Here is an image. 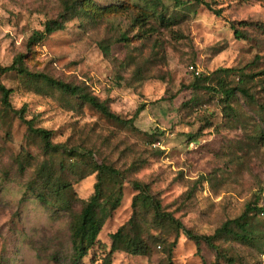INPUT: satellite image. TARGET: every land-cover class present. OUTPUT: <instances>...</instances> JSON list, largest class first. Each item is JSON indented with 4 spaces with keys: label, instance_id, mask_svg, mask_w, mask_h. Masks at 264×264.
Listing matches in <instances>:
<instances>
[{
    "label": "rangeland",
    "instance_id": "obj_1",
    "mask_svg": "<svg viewBox=\"0 0 264 264\" xmlns=\"http://www.w3.org/2000/svg\"><path fill=\"white\" fill-rule=\"evenodd\" d=\"M64 1L0 0V63L27 54L33 72L86 84L123 119L145 105L129 127L15 73L0 77L12 90L13 108L26 107V119L52 131L55 144L91 151L125 175L121 204L81 264H264V221L254 213L253 241L218 239L220 255L183 232L170 246L176 230L168 224L147 228L151 214L138 215L151 255L110 254L112 234L134 214L133 181L149 184L163 210L200 235H213L264 199V33L257 25H264V0H206L223 10L221 16L192 0H184L185 7L160 0L157 8L149 0H92L101 17L73 16L29 51L28 39L57 18ZM111 6L125 8L104 10ZM191 66L200 71L199 81ZM221 69L231 71L217 73ZM215 86L246 88L250 98L237 92L229 108L220 93L207 89ZM71 158L46 155L0 99V264H71V225L97 182L90 167L76 168L79 159ZM44 165L72 186L69 208L57 197L43 203L32 193ZM148 234L167 243L154 244Z\"/></svg>",
    "mask_w": 264,
    "mask_h": 264
},
{
    "label": "trees",
    "instance_id": "obj_2",
    "mask_svg": "<svg viewBox=\"0 0 264 264\" xmlns=\"http://www.w3.org/2000/svg\"><path fill=\"white\" fill-rule=\"evenodd\" d=\"M176 7H185L184 0H172ZM197 6H204L208 10L212 11L215 15L221 16L222 9H215L206 0H192ZM249 2L251 0H243ZM150 4L155 8L161 4L160 0H149ZM153 7V8H154ZM125 8V7H124ZM122 7L115 8L114 6L108 7L104 10L113 12L116 9H124ZM158 15V13L153 12ZM103 10L98 8L92 0H65L63 3V10L59 13L56 19L49 20L45 23L43 30L35 32L27 42V48L29 51L33 46L38 45L48 39L50 35L55 32L62 31L66 27V22L73 16H90L91 18L101 17ZM162 22L165 21L163 16H159ZM168 23V22H167ZM241 25H245L242 24ZM264 33V25L257 24ZM235 35L237 38L243 39L244 36L233 26ZM104 52H108L106 46L103 47ZM28 58L27 54H18L10 65L4 66L0 63V77L15 73L19 77L27 79L30 83L36 85H42L45 88L56 90L61 94H65L69 97L75 98L81 104L88 105L92 109L99 112L105 118L117 122L124 126L134 127L135 121L145 109V105L139 106L133 117L130 119H123L118 114L114 113L106 100L99 99L94 95L90 88L86 84H74L65 82L41 72H33L27 65L25 60ZM229 69H221L218 72L229 73ZM195 79L198 81L201 78V73L197 76L191 72ZM209 91L214 93H220L226 106L230 108V101L235 97L236 93H241L244 97L250 98V94L246 88L235 87L227 88L222 86L207 87ZM12 90L6 87L0 82V99L3 106L13 112L27 127L29 136L36 137L40 140L42 149L46 155L54 156L55 154H65L72 157L71 159L78 158L76 161L78 164H84L91 169V173H96L97 182L94 186V193L87 202H84L83 207L75 217L71 225V243L72 254L70 256L71 264H81L83 260L88 257L90 250L97 244L98 236L102 231L104 223L107 218L120 206L123 197L122 183L125 179V175L122 171L115 168L112 164H107L102 160L94 156L91 151H85L83 153L76 150H66L61 144H55L53 142L52 131L39 128L35 126L34 119H26V107L21 109L13 108L10 96ZM200 180H204L202 176ZM133 189L137 194L133 198L132 206L134 209L133 217L127 224L119 228L111 236V250L110 254H114L117 251H123L132 255L148 256L151 255V243L144 237V227L138 219V215L151 214L152 220L145 221L147 228L166 226L167 224L173 226L176 230V237L174 242L169 244L174 246L178 241L180 234H183L194 241L197 245L204 242L212 251L219 253V246L215 241L225 237L234 238L242 243H250L253 241L254 233L251 228L249 219L254 215H257L264 221V199L249 203L246 206L244 213L231 220H227L219 227L213 235H200L193 233L191 230L186 229L183 224L175 219L169 212H165L162 208L160 200L152 192L151 187L147 183L140 181L132 182ZM72 186L68 182H62L56 178L55 170L48 165L42 166L36 173V178L32 181L30 189L37 198L47 203L48 198L57 197L61 200L59 206L61 208H69L72 200L67 199V194L71 191ZM141 209V210H140ZM254 213L253 216H251ZM149 238L154 240V244H166L167 241L161 238H157L152 234H148ZM169 247V246H168ZM170 249L168 255H171ZM231 264H235L233 260H229Z\"/></svg>",
    "mask_w": 264,
    "mask_h": 264
},
{
    "label": "built area",
    "instance_id": "obj_3",
    "mask_svg": "<svg viewBox=\"0 0 264 264\" xmlns=\"http://www.w3.org/2000/svg\"><path fill=\"white\" fill-rule=\"evenodd\" d=\"M190 70H191V72H193L197 76L200 74V71L194 66H191ZM263 216H264V214H263Z\"/></svg>",
    "mask_w": 264,
    "mask_h": 264
}]
</instances>
